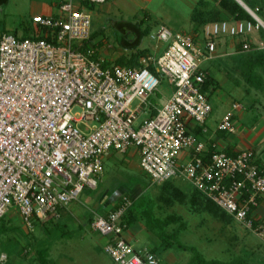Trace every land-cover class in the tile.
<instances>
[{
	"label": "built area",
	"instance_id": "2783aa9c",
	"mask_svg": "<svg viewBox=\"0 0 264 264\" xmlns=\"http://www.w3.org/2000/svg\"><path fill=\"white\" fill-rule=\"evenodd\" d=\"M74 1L107 0H64L56 17L31 19L32 37L0 35V218L13 210L33 230L35 222L60 217L86 188L98 187L110 152L135 147L153 182H188L264 241V215L256 214L264 170L251 149L228 155L208 137L212 108L201 67L215 52V39L246 36L264 23L221 21L198 33L159 25L150 38L156 51L165 45L162 51L119 66L93 46L90 14ZM242 49L251 48L243 43ZM164 80L170 96L157 107ZM234 121V112H226L216 131L234 133ZM131 203L123 195L106 216L94 214L90 228L105 239L102 251L114 264H161L125 236ZM6 260L0 256V263Z\"/></svg>",
	"mask_w": 264,
	"mask_h": 264
},
{
	"label": "rangeland",
	"instance_id": "374dc122",
	"mask_svg": "<svg viewBox=\"0 0 264 264\" xmlns=\"http://www.w3.org/2000/svg\"><path fill=\"white\" fill-rule=\"evenodd\" d=\"M30 0H10L0 4V35L14 34L13 30L21 20L28 18ZM158 4V1H155ZM111 3V2H109ZM106 2L105 6L109 4ZM164 16H152L148 13L146 19L139 9L136 16L132 11H120L109 4L108 10L102 5L85 9L90 14L91 31H102L108 50L117 52L118 59L129 60L132 56L159 54L165 47L159 46L150 38L157 26L164 24L172 32L187 31L184 24L186 12L179 1L169 0ZM186 10V7H185ZM141 19L140 29L144 32L140 44L135 48H124L120 38L133 41L135 35L131 32L118 30L119 22L137 24ZM227 19V18H226ZM187 21V22H186ZM191 25V24H189ZM188 32V31H187ZM219 39V40H218ZM215 40L216 52L208 60L201 62V67L208 69L210 75L218 83V89L209 95L212 112L206 121L210 132L216 131L222 116L232 111L235 115L236 130L228 137L238 150L251 149L264 166V88L255 89L248 86L240 73L238 66L240 57L248 52H237L234 46L241 40L251 47L264 49L263 40L257 30L241 37H225ZM222 40V41H221ZM116 47V48H113ZM159 51V52H158ZM114 62V61H112ZM120 64V63H118ZM126 66V65H125ZM264 78V72L259 71ZM160 96L155 97V105L161 106L170 96L166 81L159 87ZM241 106L233 110L232 104ZM245 134V135H244ZM220 136V132L217 134ZM244 135L243 137H241ZM228 143H226L227 145ZM220 145L225 148L220 139ZM163 183L153 182L150 176L139 167V157L135 147L126 152H110L103 159V173L95 190L85 189L78 201L69 204V211H63L60 217L45 223L35 222L33 230H27L21 223L18 214L10 210L0 219V256L6 255L4 264H37L35 249L41 244L49 247V258L56 264H114L102 251L105 239L90 228V220L94 216L103 215L114 203H118L123 195L152 199L155 202L153 212L163 218L167 215L180 217L184 224L168 227V232L178 230L165 247L156 236L144 228V220L134 222L127 229L129 242L135 249H147L154 253L161 264H196L199 259L215 260L223 264L234 263L237 259L245 264H264V241L245 230L236 222L224 224L208 209L199 205L194 208L187 203V197L168 194L162 187ZM175 185L184 194L194 192V188L186 181L178 179ZM264 204V201H263ZM264 211V205H263ZM43 224V225H42ZM41 245V246H42Z\"/></svg>",
	"mask_w": 264,
	"mask_h": 264
},
{
	"label": "trees",
	"instance_id": "16d2710c",
	"mask_svg": "<svg viewBox=\"0 0 264 264\" xmlns=\"http://www.w3.org/2000/svg\"><path fill=\"white\" fill-rule=\"evenodd\" d=\"M249 10H251L255 16L260 19L264 23V0H240ZM213 2V3H212ZM212 7H209V3H207L204 0H201L197 3L196 7L194 8L192 15H191V21L195 26V32L198 33V30L201 29V27L211 24V23H217L224 21L223 18H227L226 21L229 23L233 22H250L254 25H256V20L236 1V0H212ZM87 5V3H84ZM94 4L89 5V8H93ZM144 18L147 17L144 15ZM144 21V19H141L140 22L137 24L133 23H125V22H119L116 23L115 26L118 30L124 31L125 29L127 32H131L135 35V38L133 41L126 40L124 37L120 38V45L124 48H135L137 47L141 39L143 37V31L140 29V24ZM257 31L259 32L264 45V28L259 26L257 28ZM103 32L100 31L98 33H92L90 41L92 42L93 46L100 49L104 43L105 38L102 36ZM16 36V34H13ZM32 37V36H30ZM241 37V36H236ZM24 38H29L27 35L24 36ZM225 38V37H224ZM235 39V37H232ZM217 40V39H215ZM245 41L241 40L239 41L235 46V51L237 52H248L243 57H240L238 66L240 67V73L243 77V80L245 83L257 90L264 88V78L259 73V71L264 72V49L260 50V48H253L250 45L249 51H244L242 49V45ZM141 57L139 55L137 58L135 56H132L129 60H122L117 59L114 64L119 66H134L138 59ZM120 63V64H118ZM207 72L206 80L203 86V89L210 94L214 93L218 89V83L213 78L212 75H210L208 69H205ZM209 94V95H210ZM199 131H196L198 133ZM224 151L228 155H234L232 148L229 146L224 148ZM256 163L259 164L260 169L264 170V166L261 164L260 160L257 159ZM176 181H168L164 182L162 187L168 191V194H172L175 196L181 197H187V203L190 204L191 208H194L195 206L199 205L201 208L208 209L211 211L215 216H217L224 224H231L233 222V219L224 213L222 210L217 208L212 202L208 201L206 198H204L200 193L197 191H194L190 193L189 195L184 194L178 187L175 185ZM128 199L131 200V206L126 211L125 215L123 216V221L126 224V229L130 227V225L134 222H137L141 219L144 220V228L154 236L158 238L159 241H161L163 244H165V247H168L169 241L172 240L173 236L178 232V230H175L173 232H168V227L172 224H178L179 228H183L184 224L181 221L180 217L174 216V215H167L163 218H160L156 216L153 212V209L155 207V202L148 198H144L143 195H140L139 197L133 198V196L126 195ZM118 203L113 206L112 209L116 208ZM107 214V213H106ZM106 214H103L102 216H106ZM0 219H3L1 217ZM51 221V220H50ZM43 225V224H42ZM35 226V225H34ZM42 245V244H41ZM39 246L35 249V255H36V261L37 264H56L54 260L49 258L48 251L49 247H45L44 245ZM6 263V262H5ZM4 264V263H0ZM196 264H223L219 263L215 260L206 261L203 259H199ZM231 264H245V262L239 261L237 259L234 263Z\"/></svg>",
	"mask_w": 264,
	"mask_h": 264
},
{
	"label": "crops",
	"instance_id": "0c3cea01",
	"mask_svg": "<svg viewBox=\"0 0 264 264\" xmlns=\"http://www.w3.org/2000/svg\"><path fill=\"white\" fill-rule=\"evenodd\" d=\"M9 1L10 0H0V4L8 3ZM63 1L64 0H30L29 5H28V11H29L28 18L26 19V21L21 20L20 23L17 25V27L13 30V33L16 34L17 36H20V37H24L25 35L30 37L34 32L36 33V31H34V29H33V26L31 25V19L33 17H56L58 15V5ZM155 1L156 0H107L106 2H108V3L111 2L109 4L116 6L117 9H119L120 11H124V12L126 11L127 12V11L134 10L135 11V12H133L134 16H136V14L138 13L137 10H135V9H139L141 11V13H143L146 17H149L148 13L151 16H152V14H155L156 16L158 15V16L163 17L165 12L167 11V7H168V5L166 3L169 2V0H157L158 4H156ZM174 1L180 2L182 9H184V11L186 12V14H185L186 20L190 22V23H188V25L186 23L184 24L185 25L184 29H186L188 32L187 31L186 32L181 31V32L182 33H197V32H195V26L191 21V15H192V12H193L194 8L196 7L197 3L201 0H174ZM204 1L209 3V7L213 6L212 0H204ZM106 2L100 3V4L102 5V8H105V10H108L110 5L107 4L105 6ZM74 5L77 8L90 9L88 4L87 5L84 3L81 4L77 1H74ZM95 5H93V7ZM97 5H99V4H97ZM185 7H186V10H185ZM223 20L226 21L227 19L223 18ZM125 23H127V22H125ZM189 24H191V25H189ZM160 25H164V24H160ZM199 31L200 30H198V32ZM92 33H94V32H92ZM223 38L224 37H221V39H223ZM217 45H218V43L216 41V49L218 48ZM219 45H220V43H219ZM105 47L106 48H104V45H103L100 48V54L105 59H107L108 61H114L115 62L118 59L117 52H114L115 49L112 50V47L109 50L107 49V48H110L109 46L105 45ZM113 48H116V47H113ZM216 49H215V52H216ZM217 134H218L217 131H213V132L209 131L208 137H210L212 140H214L218 143H220V139H221L222 142L224 143L223 146H225V147L229 146L230 148H232L233 151H238L235 144H232V142H230L228 137H225V135H223L222 133H220L221 134L220 136H218ZM244 135H242L241 137H243ZM226 143H228V144L226 145ZM247 149H249V148H247ZM263 201H264V197L261 200L260 206L256 210L257 216L264 215V211L262 208L264 205ZM116 204H117V202L114 203L113 205H111L107 210H105L104 214H106L108 211H110L113 208V206ZM65 211H69V208L67 207V209H65ZM128 237H129V234L127 236V239H129Z\"/></svg>",
	"mask_w": 264,
	"mask_h": 264
},
{
	"label": "water",
	"instance_id": "95a60500",
	"mask_svg": "<svg viewBox=\"0 0 264 264\" xmlns=\"http://www.w3.org/2000/svg\"><path fill=\"white\" fill-rule=\"evenodd\" d=\"M253 18H257L240 0H236ZM264 28V26H263Z\"/></svg>",
	"mask_w": 264,
	"mask_h": 264
}]
</instances>
